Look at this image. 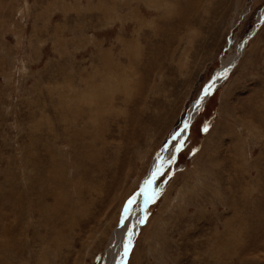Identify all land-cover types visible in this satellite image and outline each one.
<instances>
[{"label":"rangeland","instance_id":"rangeland-1","mask_svg":"<svg viewBox=\"0 0 264 264\" xmlns=\"http://www.w3.org/2000/svg\"><path fill=\"white\" fill-rule=\"evenodd\" d=\"M263 12L0 0V264H105L128 201L236 54L154 181L126 264H264V20L241 49Z\"/></svg>","mask_w":264,"mask_h":264},{"label":"bare ground","instance_id":"bare-ground-1","mask_svg":"<svg viewBox=\"0 0 264 264\" xmlns=\"http://www.w3.org/2000/svg\"><path fill=\"white\" fill-rule=\"evenodd\" d=\"M264 18V12L261 14V15H259V17H258V19H257V21L259 22V21H261L262 19ZM257 22V23H258ZM238 54H236V55H234V56H232V57H230V58H228L224 63H223V65H222V67L218 70V72H217V74H216V76L213 78V79H211L210 81H209V83L206 85V87H205V89L201 92V94H200V96H199V98H198V100L194 103V105L190 108V110H189V112H188V115H187V117H186V119H185V121H184V124H183V126H182V128L181 129H184V125H185V123H187V125L189 126V125H191L192 124V122H193V120H194V118H195V116H196V114H197V112L199 111V107L204 103V101L206 100H208L209 99V97H208V93L210 92V90H211V88H209V85H214L216 82H219V81H221L222 80V78L224 77V74L227 72V70H229L230 69V67L232 66V65H234L236 62H237V60H238V56H237ZM237 56V58L235 59V57ZM218 87V86H217ZM216 87V88H217ZM216 88H215V90H216ZM214 90V91H215ZM208 97V98H207ZM207 98V99H206ZM188 128V127H187ZM180 129V130H181ZM190 130V129H189ZM186 133H187V129H185L183 132H181L180 133V136H178L177 137V142H176V144L178 143V141H180V140H182L183 141V139L186 137ZM175 144V145H176ZM175 145H173L174 146V148L167 154V155H165L164 156V159L165 160H167V159H173V157L175 156V153H176V151H175ZM160 162V159H157V161H155L154 162V164H153V166H152V168H151V170H150V172H149V174H148V176L146 177V179L144 180V183H143V186H142V188H141V190H140V192L137 194V196H136V198H134V200H135V203H133L132 204V206L131 207H133L134 208V211L133 212H131V213H129V212H125V214H124V216H123V224H125V227L124 226H122V229H121V231L118 233V230L116 231V233H117V235H115L116 237L114 238L113 237V239H112V242H111V244H112V248H110V246H111V244H110V246H109V249H108V254H107V258H106V263L105 264H109V260H108V256H110L112 253V251H113V249L115 248L114 246H113V244H116L118 241H117V239H118V236L119 235H121V233L123 234H127L128 233V231L129 230H131V229H138L137 227V225H138V223H137V221L138 220H140L139 219V216H142L143 214H142V208H143V205L145 204V201H146V197H147V195H148V191L150 190V187L152 186V184H151V186H148L147 184H146V181H148V180H150V179H153V173L156 171V166H157V164ZM168 165H170V164H165V166H164V168L165 167H167ZM166 169V168H165ZM159 175H157L156 177H155V179L158 177ZM155 179L153 180V182L155 181ZM147 188V194H145V192H144V189H146ZM125 217H127V219H125ZM142 219H143V217H142ZM129 222H131V223H129ZM132 225V227H131V225ZM128 225H130V227L128 228ZM133 225H135V227H133ZM127 236V235H126ZM125 240V239H124ZM123 240V241H124ZM121 243H123L122 241H121ZM127 243V242H126ZM126 243H123V244H126ZM122 252L120 253V257H119V260L117 261H115V263L116 264H121V261H123V250H121ZM114 254V253H113ZM114 259V258H113ZM111 263V262H110ZM114 263V264H115Z\"/></svg>","mask_w":264,"mask_h":264},{"label":"snow or ice","instance_id":"snow-or-ice-1","mask_svg":"<svg viewBox=\"0 0 264 264\" xmlns=\"http://www.w3.org/2000/svg\"><path fill=\"white\" fill-rule=\"evenodd\" d=\"M211 87H212V85H209V88H211ZM187 127H188V125H187V123H185L184 129H181L180 132H177L176 134H174L173 139H176L178 136H180V133L183 132L185 129H187ZM205 131H207V128H205ZM183 146H184L183 141L182 140L178 141V143L175 145V151L179 152L183 148ZM171 163H172V159L165 160L164 157L161 155L160 156V162L157 164L156 171L153 173V179L146 181V184L148 186H151V184L153 183V180L155 179V177L157 175H163L164 174L165 164H171ZM144 192H145V194H147V188L144 189ZM133 203H135L134 199L128 201V206H126L125 212H130L132 210L131 206ZM125 219H127V217H125ZM137 223L143 224L144 220L140 219L137 221ZM133 227H135V225H133ZM132 235H133V233L131 232V230H129L127 243L123 247V257H125V258L128 256L129 251L131 250V245H132L131 237H132ZM121 264H123L122 261H121Z\"/></svg>","mask_w":264,"mask_h":264},{"label":"water","instance_id":"water-1","mask_svg":"<svg viewBox=\"0 0 264 264\" xmlns=\"http://www.w3.org/2000/svg\"><path fill=\"white\" fill-rule=\"evenodd\" d=\"M263 20H264V18H263L261 21H259V22L255 25V27H253V28L250 30V32L247 34V36L245 37V39H244V41H243V43H242V45H241L242 48L240 47L242 50H243V48L246 46L247 41L249 40V38H251V37L253 36V34L256 32V30L259 28V26L262 24ZM241 49H240V50H241ZM233 67H234V65H232V66L230 67V69L227 70V72L224 74V77L222 78L221 81L216 82V83L212 86L210 92L208 93V94H209L208 97H210V95L214 92L215 88H216L217 86H219V85H220V84H221V83H222V82L228 77V75H229V73L231 72V70L233 69ZM208 97H207V98H208ZM205 102H206V101H205ZM205 102H204V104H205ZM204 104L201 106L200 110L203 108ZM189 129H190V125H189L188 128H187L186 137H187V135L189 134ZM186 137L183 139V141H185ZM177 153H178V152L175 153L174 158L176 157ZM174 158L172 159V161L174 160ZM168 166H169V165H168ZM168 166H167V167H168ZM167 167H165V168H167ZM165 168H164V170H165ZM159 176H161V175H159ZM159 176L155 179V182L157 181V179L159 178ZM155 182L152 183V186L150 187V190L148 191L149 193H148V195H147V197H146L145 204L143 205V208H142V214H143L144 209H145V207H146V205H147V203H148V201H149V199H150V197H151V191H152V188H153V185H154ZM122 224H123V219H122L121 224H120L119 227H121ZM131 227H132V225H131ZM132 231H133V229H131V232H132ZM138 231H139V229L137 230L136 234L138 233ZM136 234L134 235V239L131 238V240H132V245H131V247L133 246V243H134V240H135ZM127 240H128V233H127L126 242H127ZM129 252H130V251H129ZM128 257H129V254H128V256H127L126 258L123 257V261H122L123 264H126V263H127Z\"/></svg>","mask_w":264,"mask_h":264}]
</instances>
